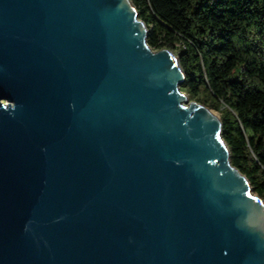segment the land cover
<instances>
[{"label":"water","instance_id":"95a60500","mask_svg":"<svg viewBox=\"0 0 264 264\" xmlns=\"http://www.w3.org/2000/svg\"><path fill=\"white\" fill-rule=\"evenodd\" d=\"M146 34L132 0H0V264H264V198Z\"/></svg>","mask_w":264,"mask_h":264},{"label":"trees","instance_id":"16d2710c","mask_svg":"<svg viewBox=\"0 0 264 264\" xmlns=\"http://www.w3.org/2000/svg\"><path fill=\"white\" fill-rule=\"evenodd\" d=\"M154 48H174L189 95L217 109L231 164L264 198V0H132Z\"/></svg>","mask_w":264,"mask_h":264},{"label":"rangeland","instance_id":"374dc122","mask_svg":"<svg viewBox=\"0 0 264 264\" xmlns=\"http://www.w3.org/2000/svg\"><path fill=\"white\" fill-rule=\"evenodd\" d=\"M175 47L174 48H170L171 49V51H172V53H174L175 55H177L178 56V47H177V45H178V42H175ZM181 88V87H180ZM183 91H185L183 88H181ZM186 92V91H185ZM186 94H187V99H186V103H188L189 101H193V100H195L194 98H191V97H189V95H188V93L186 92ZM215 113H217V114H219V112H218V110L217 109H214V108H211ZM253 191V190H252ZM253 192H255V191H253Z\"/></svg>","mask_w":264,"mask_h":264}]
</instances>
